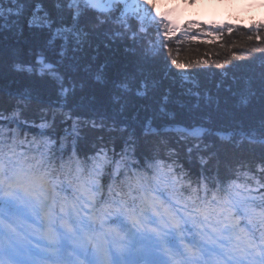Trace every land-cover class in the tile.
<instances>
[{
    "label": "trees",
    "instance_id": "16d2710c",
    "mask_svg": "<svg viewBox=\"0 0 264 264\" xmlns=\"http://www.w3.org/2000/svg\"><path fill=\"white\" fill-rule=\"evenodd\" d=\"M69 2L0 0V114L7 118L0 128L9 143L15 137L20 151L27 138L55 141L57 165L73 158L74 172L79 161L83 180L105 149L111 163L98 177L99 201L108 204L110 185L126 192L138 176L181 199L194 188L203 196L206 177L208 199L243 196L264 211V8L233 14L240 22L222 28L190 21L178 29L153 16L148 0L141 30L132 13L121 27L123 4L101 13L80 0L78 26L86 35L77 41L52 32L72 27ZM40 61L55 76L41 73ZM125 148L131 167L114 175ZM157 173L159 184L151 179Z\"/></svg>",
    "mask_w": 264,
    "mask_h": 264
},
{
    "label": "snow or ice",
    "instance_id": "6c2138e0",
    "mask_svg": "<svg viewBox=\"0 0 264 264\" xmlns=\"http://www.w3.org/2000/svg\"><path fill=\"white\" fill-rule=\"evenodd\" d=\"M12 2L16 3L18 0H12ZM143 2L145 5L148 4V0H143ZM79 3L80 0H70L67 5L69 9H73L72 27L57 29L58 34L61 31L71 33L77 41H81L86 35L78 26L79 18L82 15ZM84 4L101 13H110L116 9L117 5L123 4L124 8L118 17L122 28L129 27L128 16L130 13L135 15L142 11L144 15L138 16V19L141 22V30H143V21L150 15L147 9H141L139 6L133 10L127 0H106V3L103 4L101 0H84ZM57 7L60 5L57 4ZM3 11V8L0 7V15H3ZM9 11L12 10L9 9ZM16 14H19V10ZM97 19L99 24L107 22L100 17ZM108 19L110 20L111 17L109 16ZM165 27L167 28V25ZM132 39L135 42L136 33L134 29L132 30ZM40 63L42 65L41 73L47 70L55 76V73L52 72V65L44 64L43 61ZM173 63L176 61L174 60ZM56 78L59 79V77ZM124 87L127 85L125 84ZM0 119L7 118L0 114ZM40 127L44 129L47 125L42 123ZM19 143L25 144L26 141L21 140ZM41 143L42 147L40 146ZM27 144L29 150L18 151L16 138L13 137L9 143L4 130L0 128V205L14 206L12 200L5 201L3 197L11 196L16 188H22L25 192L30 193L34 202L38 203L42 210L47 207L50 200L55 205V197L58 195L57 186L62 183L61 176H63L64 181L73 186L74 191H78L80 195L76 197L78 203L69 202L67 205L76 214L75 228L67 221H62L65 231L61 235H57L51 229L45 232V237L50 244L48 251L52 264H77L79 255L86 251L83 238L92 242L94 235L97 243L93 245L94 251L89 264H124L122 256H109L107 249L99 243L103 232L97 234L96 224L99 223L100 228L104 229V214L101 213L97 216L95 211L91 214H84L85 208H95L96 200L99 198L101 187L98 177L103 173L105 165L111 163L108 152L103 148L100 149L96 157L92 158L93 166L89 171V177L87 180H83L81 179L83 169L79 161H76L74 172L72 169L73 158H70L68 162H64L61 158L59 166L57 165V158L52 151L55 141L44 139L40 142L34 138ZM32 146H36L37 154L31 153ZM112 151L114 152V149ZM129 159L128 149L125 148L120 153V160L116 161L114 175L119 174L122 167H131L130 164H127ZM148 167L152 168L153 166L149 163ZM148 179L147 175H144L138 176L134 183L129 181L126 192L115 190L114 186L110 185L108 193L112 198V203L105 208V212L109 208H114L115 212L120 213L131 222L133 237L139 235L141 238L150 241L154 248L162 249L167 259L161 260L160 264H264V211L256 212L248 198L237 193L236 196H240L239 199L229 196L220 199L216 193H213L212 198L208 199L207 184L204 183L207 178L205 177L201 180L204 190L203 196L199 194L200 189L194 188L189 197L181 199L180 196L172 195L175 204L165 203V201L152 195L151 190L147 187ZM151 179L159 184V173L154 174ZM73 181H76L75 185H73ZM175 183L177 181L174 178V192L177 191L174 187ZM258 187H264V184L258 182ZM137 189H139V195L136 194ZM114 191L115 195L113 196ZM32 203L33 201H28L29 205ZM65 207L64 204H61L62 213L65 212ZM238 209L244 211L245 218L251 225V231L236 230L238 221L233 217ZM3 211V207H0V250L3 249L7 237L10 245L15 240V244L22 251L30 252L31 250L22 243L24 238L21 233L17 231L20 227L19 221L6 223L3 218ZM149 212L155 218L152 221L155 226L146 230L147 213ZM16 214L23 216L24 209L16 208ZM45 220H48L47 212H45ZM189 224L198 231L195 232L188 244L175 251L164 246V240L167 236L183 232ZM221 240L227 243H220ZM68 244L72 245L71 248L68 247ZM208 244L213 245V247H208ZM64 252H67L66 256L63 255ZM69 257H76L77 259H69ZM0 264L3 262L0 261Z\"/></svg>",
    "mask_w": 264,
    "mask_h": 264
},
{
    "label": "rangeland",
    "instance_id": "374dc122",
    "mask_svg": "<svg viewBox=\"0 0 264 264\" xmlns=\"http://www.w3.org/2000/svg\"><path fill=\"white\" fill-rule=\"evenodd\" d=\"M153 1H154V3H153V5H154L153 16H156L155 13L157 12V17H159L161 19H165L166 21L170 22L174 26H176V25L173 23H175V20L179 19V18H183L182 22H184L187 19L195 20V21H196V19H198V20L204 19L203 21H213V20L216 21L217 18L221 17V12L219 11L220 9H218L216 6L219 4L224 5L225 11L228 10L230 13H240L242 15L247 13V9L249 7L251 9L256 10V11H260L262 9V6H263L262 0H226V2H225V0H210L209 3H210L211 9H207L206 7L204 8L205 2L207 0H153ZM101 3L102 4L106 3V0H101ZM127 3L129 5H132V9H136L137 6H139L142 9V6L144 5L143 0H127ZM10 8L11 7L4 8V9H10ZM141 12L137 13V15L138 16L142 15ZM231 16H232V20H235L233 14ZM232 20H230L229 22H231ZM57 29L58 28L55 27L54 30H52L53 35H56ZM60 36L62 38L66 37V35L63 34L62 31H61V33H59V37ZM16 189L17 190L14 191V193H16V194H12L11 196L6 195L4 200L5 201L12 200L14 202V205H17L19 208H22L25 210L26 216L30 215V216L34 217V220L35 219L37 221L40 220V222L44 221L45 225H49L50 223H52L54 225L56 223H58L61 225L62 221H67V223H69L70 216L72 213H71V210L69 209V207L67 206V204L65 205L66 206L65 212L62 213L60 210L61 207L57 206V205H53L51 200H50V201H48L47 207L42 210L41 206L38 203L34 202V199L30 193L25 192L22 188H16ZM20 197H21V200H20L21 203L19 202ZM28 201H33V203L31 205H29ZM45 212L48 213V220L47 221L45 220ZM84 214H91V212H89V210L86 209V212L84 211ZM72 215H75V217H74V219H72L70 224L72 226H74L76 224V214L73 213ZM147 217H148V219H147V223H146V230L155 226L152 223L154 216L152 214H150ZM56 218L60 219V220H57ZM26 227L27 226L24 225V226H22V229L26 231V229H27ZM30 229H32V228H30ZM129 229H130L129 231L124 232L125 236H124V234L121 235L123 237V239L120 238V241H122L124 243L123 246L113 245V241L112 240L107 241L106 237H104V236H102V238L99 240V243L102 244L107 249L109 256H116V255L122 256L124 264H152L153 260H158V261L166 260L165 257L167 258V256L163 254L162 249L154 248L150 241L141 238L139 235H137L136 237H133L131 234L133 230H132V228H129ZM64 231H65V229H64ZM96 232H97V234H99L102 231L98 230L96 228ZM109 232L111 233L110 230H109ZM176 234L178 236H184L182 234V232L176 233ZM116 235H117V232L116 231L113 232V236L116 237ZM186 236H187V241H190L188 237L191 236V234H187ZM174 239L176 240V243L173 246H167L166 245V239L164 240V246L167 247L171 251H175L176 249H182L183 245L189 243V242H182V240L179 241L178 237H176ZM26 241H28V240H24L23 242H26ZM95 243H97V240ZM94 244H92V246L90 244L85 245V250L87 252L86 255L90 253V256H92L91 252L94 251L93 250ZM29 245L30 244H26V246H29ZM68 245H70V244H68ZM135 245H137V246L134 249L138 248V250H134L132 248V253H134V254H133V256H131V259L135 258L136 255H140V257H142V258H141V260L137 261L136 263H132L129 259L126 258V256H127L126 250L129 251V253H130L131 246H135ZM15 246H17V245H15ZM16 248H18L20 250V248L17 246V247H13L14 251H16L15 250ZM111 250H113V251H111ZM114 252H115V255H113ZM15 253H18V250ZM21 256L24 259V255L22 254Z\"/></svg>",
    "mask_w": 264,
    "mask_h": 264
},
{
    "label": "bare ground",
    "instance_id": "6f19581e",
    "mask_svg": "<svg viewBox=\"0 0 264 264\" xmlns=\"http://www.w3.org/2000/svg\"><path fill=\"white\" fill-rule=\"evenodd\" d=\"M209 1H210V0H207V1L205 2L204 8L206 7L207 9H211ZM225 2H226V0H225ZM195 5H196V4H195ZM216 6H217L218 9H220V11H223V9H224V8H223V7H224L223 4H221V5H219V6L216 5ZM182 20H183V18L176 19V20H175V23H173V24H175L176 26H174V25H172V24H171V25H172L173 27H177L178 25H180V24L182 23ZM28 141H32V138H27V142H28ZM40 146L42 147V145H40ZM26 150H29V146H28V145H27V147H21V150H20V151H26ZM30 151H31L32 154H37V149L34 150V146L31 147ZM57 161H58V160L56 159V162H57ZM58 190L64 193L65 190H66V187H65V186H61V187L58 188ZM75 198H76V197H73V198L71 199V201H74ZM77 202H78V201H77ZM49 228H53V231H54V232L57 231V230L55 229V227H53L52 225H50ZM44 229H46V228H44ZM44 229L40 230V232H39L40 234H42V237L45 236V232H46V231H44ZM26 244H28V243H26ZM26 244H25V245H26ZM11 255H15V253H14V252H11ZM82 255H83L84 257L86 256L85 253L82 254ZM8 258H11V257L8 256ZM75 258H76V257H75ZM87 258H88V256H87ZM76 259H77V258H76ZM77 262H78V260H77Z\"/></svg>",
    "mask_w": 264,
    "mask_h": 264
}]
</instances>
